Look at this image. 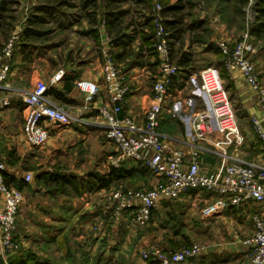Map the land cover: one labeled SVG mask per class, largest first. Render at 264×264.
<instances>
[{
  "label": "crops",
  "instance_id": "obj_1",
  "mask_svg": "<svg viewBox=\"0 0 264 264\" xmlns=\"http://www.w3.org/2000/svg\"><path fill=\"white\" fill-rule=\"evenodd\" d=\"M126 15H122L118 19L120 28L124 23L125 26L120 31V42L112 48L117 63L128 77L130 86L120 116H128L142 121L151 102L152 85L159 73V64L156 56L151 54L145 47L147 46L146 43L143 42V34H149L144 22L140 20L138 30H135L133 25L126 24L128 23L125 21ZM203 17L200 16V18ZM192 20L197 21V18L193 17ZM54 22L58 21L55 20ZM78 24L77 21L72 23L68 21L62 27L64 29L62 33L65 32V34L61 36L59 41H51L49 59L43 66L38 64L36 60L33 63L26 62L22 57L23 52L20 51L22 59L18 57V65L10 67L7 78L0 89V101L7 98L10 103L6 107H0L1 152L6 163L5 179L6 182L9 179L22 181L28 186H24L21 190L24 194V200L18 214L21 218L18 225H21L20 228L23 229H32L45 240L46 246L53 247L59 253L62 250L60 242L63 237L68 239L67 243L71 244L73 241L69 230L80 232L81 229L82 231L84 229L87 231L98 229L96 222L98 224L100 221H105L103 217L107 219V216H110L111 211L104 214V210L108 204L107 197L110 194L108 192L113 185L108 189L94 188L85 193H82L83 191L78 193L70 191L69 195L51 196L47 190L36 183V177L40 173H49L58 169L71 177L85 181L92 173L106 175L112 168H115L110 164L108 157L116 152V148L106 138L105 126L98 112L101 106L109 104L103 84L100 47L111 45V41H107L106 28L102 27L97 30V36H94L91 34L93 28L90 26H93L90 22L89 25L84 23L85 25H81V27ZM208 26L213 29L215 35L221 34L222 37H228V32H231L226 31L227 29L218 22L216 15L210 19ZM186 33L188 35L189 33L196 34L197 31ZM131 35L134 38L128 46H125L126 50L124 51L121 42L127 41V37ZM188 38L187 42L182 37L180 40L183 43L184 52L189 55V51L193 47L201 52L202 49L199 47L204 46V44H197L196 41L190 43V36ZM173 39L171 38V46L174 42ZM184 46L190 49L188 50ZM24 49L26 52L29 50L25 46ZM182 53L178 54L177 57H174V53H172L177 65ZM179 67L180 71L188 70V68H192V62L189 63L188 67ZM59 70H64V76L58 83L50 85L51 78ZM260 77L264 81L261 72ZM79 80H91L99 83L100 91L92 102H86L84 94L77 89L76 82ZM228 80L232 84V89L229 92L232 93V99L237 108L243 110L249 121L253 116L261 118L262 113L257 95L246 85L242 74L239 71H234L228 76ZM39 81L50 85L47 94L54 104L64 107L72 117L78 118L82 122L73 120L68 126L50 127V137L47 143L42 147L32 148L26 143L24 137V120L27 110L23 103V97L27 92L32 91ZM198 98L202 99L205 104L204 107L208 106L200 89L197 90V103ZM183 104V100L169 94L164 103L159 131L164 137L169 151L182 150L187 153L189 146L186 141L190 140V124L195 113L182 115L180 112ZM202 110L204 109L200 108L197 112ZM243 121L240 119L239 124L246 140L240 152L247 159L264 164L261 150L254 154V149L250 147L249 150L245 149V145L249 142L247 138L250 131ZM219 137L218 133L212 136L213 139ZM202 148L205 151L201 154V160L204 163L218 165L219 159L208 152L210 146L204 143ZM130 163L135 162H126L121 166L131 169L133 166ZM26 174L32 175L31 182L24 181ZM155 177L157 182L163 183L161 178L156 175ZM135 182L139 183L137 180ZM120 184L122 185V182ZM200 192L197 191V200L201 198ZM194 194L195 192H191L176 200L163 201L153 211L149 222L163 218V215H167L171 208L174 209V206H170L171 204L187 202L191 200V196ZM2 207L3 196L0 194V209ZM226 212L210 221L204 220V225L226 223L230 218ZM260 212L264 214V208ZM31 214H34L33 218H30ZM93 219L95 222L91 227L89 223ZM201 228L196 231L197 238L201 239L202 237L204 239L205 244L208 245L207 248L210 249L209 253L215 252L218 255L223 253L225 258L234 262L241 259L248 251V247L244 244L248 237L243 234L244 231L240 227L239 229H204L203 226ZM188 230L191 231V229H139L137 225L132 223L130 215H125L119 222L111 223L107 228H99L96 230L97 233L91 230L84 249L89 256L91 255L89 259L91 258L90 260L93 261L99 255L105 259L109 251L115 250L124 253L127 257V254L132 257L149 248L174 252L183 245H189L192 242V236ZM24 231L22 233L27 235V231ZM47 235L48 237H45ZM20 240L24 249L31 245L28 243V237L22 236ZM95 253L96 256L94 257ZM113 258H116L115 255Z\"/></svg>",
  "mask_w": 264,
  "mask_h": 264
},
{
  "label": "built area",
  "instance_id": "obj_2",
  "mask_svg": "<svg viewBox=\"0 0 264 264\" xmlns=\"http://www.w3.org/2000/svg\"><path fill=\"white\" fill-rule=\"evenodd\" d=\"M29 1L22 0L24 3ZM161 11L162 6L156 4L152 23L159 73L153 81L151 102L143 120L120 116L130 86L126 73L117 64L109 45L102 46V77L109 104L101 106L98 112L105 126V136L116 148V152L108 157L110 164L119 168L126 162L144 163L163 183L151 189L114 191L108 198L109 203L104 214L111 211L114 222L130 215L132 223L143 226L151 220L153 211L160 203L179 199L195 191H204L210 195L201 210V218L204 220L223 215L228 210H244L250 204H264V164L247 159L240 152L246 138L240 129L230 92L216 67H206L198 75L200 92L206 98L208 106L192 116L190 140L186 141L189 151L185 153L182 150L167 149L159 126L164 103L180 73V67L173 59L171 38L165 28V18ZM101 25L105 28L104 20ZM17 38L14 34L2 51L1 57L6 63L0 72V89L7 78L12 48ZM106 38L109 42V37ZM251 49L249 33L243 36L242 42L233 51L224 43L221 45V51L226 58L224 69L227 75L239 71L246 85L257 95L262 117L253 116L250 122L264 158V82L249 57ZM64 74V70H59L49 84L58 83ZM49 84L39 81L23 97L27 110L24 137L32 148H39L47 143L50 127L68 126L73 120L82 122L72 117L67 109L52 102L47 94ZM76 87L84 94L88 103L100 91L99 83L91 80H79ZM9 104L7 98L0 101V107ZM215 133L220 137L213 139ZM1 141L0 134V194L3 196V207L0 209V244L3 252L7 254L20 250V245L16 242V219L24 196L21 190L6 183V163L1 152ZM204 143L210 146L208 152L219 159L218 165L201 160V154L205 151L202 148ZM24 181L31 182L32 175L26 174ZM251 219L254 234L244 241L248 251L241 258L240 264H264V214L258 212ZM203 250L200 245L174 252L149 248L143 252L142 258L144 261H155L159 264H183L200 256Z\"/></svg>",
  "mask_w": 264,
  "mask_h": 264
},
{
  "label": "rangeland",
  "instance_id": "obj_3",
  "mask_svg": "<svg viewBox=\"0 0 264 264\" xmlns=\"http://www.w3.org/2000/svg\"><path fill=\"white\" fill-rule=\"evenodd\" d=\"M90 1H94V2L91 5L89 4L88 6H86V8H83V4L85 0H66V4L60 6V11L62 12V15L60 18H58V22H52L53 20H51L49 21L48 24L39 26V28L37 29L41 31V33H43L42 37L39 40H35L29 45V44H25L27 42L21 41V37H20L21 32L28 26L29 17L31 18L33 15H40L37 14L38 13L37 9L42 5L46 4L47 0H30L28 3H24L22 2V0H20V3L22 5L19 4V6H17L15 8V11L13 12L14 20L12 22V26H13L12 30L8 31L7 27L6 29L4 28L3 30H0V70H2L3 65L6 63V60L2 59L1 57L3 48L5 47V45H7V43L9 42L11 37H13L14 34H16L18 38L17 40H15L13 44L12 56L10 58V67L12 65L14 66L18 65L17 63L19 62L17 60L18 57L21 59L23 57V59L28 63L29 62L33 63L36 60L38 64H41V66H43L46 63V61L49 59V55H50L49 48L51 46V43L53 41H59L61 39V36L65 34V32L62 33L64 31L62 27H64V25H66L68 21L71 23L77 21L79 22L78 24L79 27H81V25H85V24L89 25L88 21L94 18L93 15H95L97 20L96 25L93 27L90 26V28L93 29L95 28L96 30L101 29L102 28L101 24L104 20L103 5L105 4H103L102 0H90ZM193 2L197 3V7L192 10H189L191 12V16H188V11L186 10L185 13L187 14L184 25L186 26L190 24L193 17H196L197 19H205L206 27L209 30L207 39L208 41L211 42V47L208 46L206 47V44H204V46L202 45L199 47L202 49L201 52H199V50L195 49L196 47L190 49L184 46L186 47V49L188 50L190 49L189 55L191 57L192 68H188V70L180 71L177 80L169 93L172 95V97L176 96L184 101V104L182 106V111L180 112L182 115H189L190 113L191 114L196 113L198 109L206 108L204 107L205 104L203 103L201 98H198L199 101L197 103V90L200 89V80L198 77L199 72L206 67L213 66L216 67L222 73L224 69V61L226 58L221 51V45L224 43L225 45L228 46L229 50L233 51L235 47L242 42L243 36L246 33H249L248 31L249 26L254 20L252 3L249 4L247 7H245L246 15L244 17V21L242 22L240 20L238 23L232 24L230 26L227 21H224L226 19L223 20L222 17L223 14H220V12H218L215 7L209 8L206 4H203L202 0H193ZM94 4L96 5L97 8H95ZM153 4H154L153 12L155 14V8L157 2L154 1ZM118 9L120 11H126L128 13L125 17V21L128 22L126 24L133 25L135 30H138L140 20L141 22L142 21L144 22V20H146L147 15L150 16L146 6L143 4L140 5L136 4V0H128L127 2L121 3L118 5ZM94 11L97 12L95 13ZM215 15L216 17L218 16V22L227 29L226 31H231L230 33L228 32V37H222L221 34L215 35L213 29L208 26L210 24V19H213ZM200 16H204V17L200 18ZM124 24L121 26V28L125 26ZM195 35H197V33L196 34L189 33L188 35V33L184 32L181 37L183 39H186L187 42V39H189L188 37L190 36V43H191L192 37ZM250 36L251 35L249 33V41L252 45V49L249 52V57L258 68L257 70L259 74L261 72V75L264 76V40L257 41L253 36L251 37ZM173 41L174 42L172 43V45L175 44V47L171 46L174 48L173 55L174 57H177L178 54L184 52L182 48L183 43L178 41L177 39L176 40L173 39ZM185 45H187V43H185ZM24 46L27 49H29L27 50V52L26 49H24ZM145 47L147 48V46ZM109 48L114 55L111 45H109ZM20 51L23 52L22 57L20 55ZM216 51H218L221 54H216ZM100 53L103 64L102 47H100ZM222 80L226 86L227 80L223 78ZM230 97L231 99L233 97L231 92H230ZM232 103L234 109L237 112V116L239 120L243 119L244 120L243 122L246 124L247 129L250 131L249 132L250 134L248 135L247 138L249 142H247V144L245 145L246 147L245 149L249 150L250 147L251 149H254L253 150L254 154L259 153L260 152L259 143L251 126V122L249 121V119H247V117H245L243 110L237 108L236 103L233 101V99H232ZM130 165L135 167L136 169L146 170L147 174L145 176H137L132 180L122 181V185L120 183L118 185L113 184L112 188L109 190L108 193L111 194L117 190H123V191L134 190L136 188L151 189V188H155V186L159 187L162 185L161 182H157L158 180L156 179L155 175L152 173V171L146 164L130 163ZM136 180L139 182L138 184L137 182H135ZM110 194L108 195L110 196ZM109 196L107 197V200ZM200 196L201 198L197 200V191H195V194L191 196V200H188L187 202H182L181 204L180 203L171 204L170 206H174V209L171 208L170 212H167V215H163V218L155 219V221L153 220V222L152 221L148 222L146 225L143 226L137 225V227L139 229H151V228L152 229L153 228L154 229H191V231L189 230L188 231L192 236V242L189 243V245H183L182 247H180L175 251H179L185 247H190L192 245H200L201 247H203L204 252L202 255L187 260L183 264H240L241 259L231 262L230 259L225 258V255L223 253L219 255L215 254V252L209 253L210 249L207 248L208 245L205 244L206 242L204 241V239H202V237L201 239L197 238L196 231L197 229H202L201 228L202 226L205 227L204 229H239L240 227L244 231L243 234H245L246 237L250 238L254 234V227L251 219L252 215L260 212L264 208V204H250L249 206L245 207L244 210L242 209L243 211L228 210L226 214H228L230 218L227 220L226 223L219 222L218 224L215 225L212 224L205 226L204 222L210 221L211 219L204 221V219L201 218V210L206 205L208 201L207 199L210 198V195H208L204 191H201ZM107 203H109V201ZM33 215L34 214H31L30 218H33ZM103 219H105V221L103 220L99 222L100 224H102L103 222L102 225H99V223L97 224L96 222V226L98 229L104 227L107 228L109 224L111 225V223H114L111 213L109 217L107 216V219L104 217ZM16 221H17L16 223H17V232H18L17 234L18 237L16 239V242L17 244L20 245V250L17 252L14 251L5 254L0 244V258L3 261V264H8L10 259L15 260L20 256V254L22 253L21 250L24 249L22 248V244L20 240L22 236L28 237L29 239L28 243H31V245L24 250L35 251L39 253L42 257L46 259L48 258L53 264H94V261L90 260L91 258L89 259L91 255L89 256L84 248L86 246L85 244L87 242L88 237H90L91 230L97 233L96 230L98 229H90V231H87L86 229L82 231L81 229L80 232H77V230H69L71 232L72 240H73L69 245L71 247L70 252L74 257L71 258L69 257V255H67L65 250L63 251V249L59 253L53 247L51 248L46 246L44 243L45 240H43L42 237H39L38 234L33 232L32 229L20 228L21 225L19 226L18 222L21 221V218L19 216H17ZM94 222L95 221L93 219V221L89 223L91 227L93 226ZM154 223H156V225H153ZM24 230L27 231L28 236L25 233H22ZM45 237H48V235ZM81 237L84 238L80 239ZM144 251L145 250H143L142 252H138L132 257L129 254H127L128 255L127 257L126 255H124V253H121L120 251L117 250L109 251V253H107V258L104 259L105 262H103V264H147V262L144 261L142 258ZM114 255L116 258H113ZM95 256L96 253L94 254V257ZM106 261L108 262L106 263Z\"/></svg>",
  "mask_w": 264,
  "mask_h": 264
},
{
  "label": "trees",
  "instance_id": "obj_4",
  "mask_svg": "<svg viewBox=\"0 0 264 264\" xmlns=\"http://www.w3.org/2000/svg\"><path fill=\"white\" fill-rule=\"evenodd\" d=\"M128 0H102L103 9H104V21L106 27V33L111 41L112 48H114L117 43L120 42V22L118 19L122 15L128 14L126 11H120L118 9V5ZM157 2L162 6L161 14L164 16V24L167 31L170 33L169 37L174 38V40H181V36L184 32H193L197 31V35L192 38L193 42H197V44H206V47H211V42L208 41V28L206 27L205 19H197V21L190 22L188 25H184L186 19V10L188 11V16H191V12L189 10L197 7V3L193 2V0H136V4H143L149 11V15H147L146 20L144 21V26L147 27L149 34H143L142 39L143 42L146 43L148 50L152 55L156 56L155 51V33H154V25L152 23L153 15H154V4L153 2ZM203 4H206L209 8L215 7L220 14H223V20L227 21L231 26L232 24L238 23L240 20L243 22L244 17L246 15L245 7L249 4H253V17L254 20L249 26V33L251 36L255 38L257 41L264 40V0H202ZM94 1L85 0L83 4V8H86L89 4L91 5ZM19 0H0V30L4 28L10 31L12 30V22L14 20L13 12L15 8L19 6ZM66 0H47L46 4L39 7L37 10V14L33 15L28 19V26L21 32V41H25V44H31L35 40H39L43 33L39 31L37 28L39 26H43L48 24L49 21L55 20L58 21V18L61 17L62 12L60 11V6L65 5ZM95 8L96 5L94 4ZM93 6V7H94ZM152 10V12H151ZM95 13L97 11H94ZM90 14V13H89ZM227 14V15H225ZM89 22L92 26L96 25V17L93 15ZM115 32L114 34H112ZM97 30L94 28L91 32L94 36H97ZM133 36H128L127 41L121 42L124 46V51L126 50L125 46L129 45L132 42ZM175 47V44L172 45ZM172 47V53L173 48ZM216 54H221L217 53ZM115 56V55H114ZM187 53L183 52L181 57L178 60V65L181 67H188L191 59ZM157 58V57H156ZM220 75L223 79L227 80L226 89L229 91L232 89V84L228 80V75L223 69V72ZM177 79V78H176ZM147 174L146 170L136 169L132 167L131 169L124 168L120 166L119 168H112L108 174L101 175L99 173H92L85 181L78 180L77 178L71 177L66 173L59 171L58 169L53 170L49 173H40L36 177V183L42 186L47 192L52 195H69L71 192H79L83 191L85 193L87 191L97 189H108L111 185H118L122 181H126L129 179H133L137 176H145ZM7 185H13L19 190H22L24 186L28 187L26 184H23L22 181H15L13 179L7 180ZM68 239L63 237L61 239V247L63 251L65 250L69 257L74 258L71 254L70 243H67ZM22 253L20 256L13 260L10 259L8 264H53L48 258H44L35 251L32 250H21ZM85 253V252H84ZM190 260V259H189ZM105 260L101 257V255L97 256L94 260V264H103ZM108 261H106L107 263ZM147 264H159L155 261H146ZM0 264H3L2 259L0 258Z\"/></svg>",
  "mask_w": 264,
  "mask_h": 264
}]
</instances>
